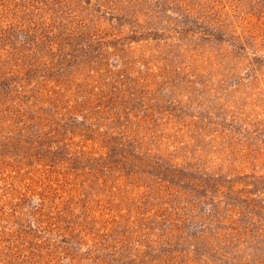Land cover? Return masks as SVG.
Returning a JSON list of instances; mask_svg holds the SVG:
<instances>
[{
  "label": "rangeland",
  "instance_id": "1",
  "mask_svg": "<svg viewBox=\"0 0 264 264\" xmlns=\"http://www.w3.org/2000/svg\"><path fill=\"white\" fill-rule=\"evenodd\" d=\"M0 264H264V0H0Z\"/></svg>",
  "mask_w": 264,
  "mask_h": 264
}]
</instances>
